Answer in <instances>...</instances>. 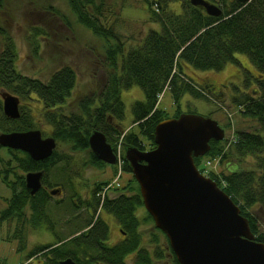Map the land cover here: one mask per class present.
<instances>
[{"label":"trees","instance_id":"1","mask_svg":"<svg viewBox=\"0 0 264 264\" xmlns=\"http://www.w3.org/2000/svg\"><path fill=\"white\" fill-rule=\"evenodd\" d=\"M176 1L181 6L179 13L170 9V5ZM205 1L216 5L221 15L208 16L202 9L191 6L188 0H144L148 6L149 20L159 24V29L150 30L140 42L131 45L126 51L119 35L102 23V1L96 4L94 0H67L77 22L107 44L105 57L109 70L100 93L82 97L71 111H65L63 106L76 83L74 70L64 66L46 82L21 75L15 68L14 45L9 37L0 32L5 44L4 50L0 52V87L20 100L33 99L38 102L41 119L52 128L50 136L57 143L51 156L43 161L34 162L22 154L20 158L14 155L12 164H18L24 173L43 171L44 184L54 170L55 176L60 179L71 173L69 189L73 197L78 198L73 179L80 174V168L79 171L74 168L79 165L74 157L75 154L88 151L89 136L93 131H99L114 151L118 145L121 146L122 171L130 174L128 163L123 157L124 149L133 147L143 151L142 139L152 148L156 125L168 118L165 112L157 109L158 97L162 92L168 90L174 105L178 107L185 95L206 101L205 93L212 90L211 83L195 84L184 74L182 65L186 64L201 72H218L228 63L234 62L236 54L248 57L258 78L250 93L239 94L233 102L241 116L255 120L264 133V0H250L246 4L239 0ZM33 35L35 37L37 32ZM249 78L247 74V81ZM132 86L143 91L144 99L132 106L133 127L125 132L122 125L124 105L120 95L122 90ZM177 116L175 114L173 118ZM35 124L34 116L24 107L20 108L16 120L7 119L0 113V133L35 130ZM59 147L67 149L68 154H59ZM89 154L91 166H105L91 152ZM231 154L254 158L255 171L235 170L227 174L220 173V176L212 174L209 178L239 208L255 240L264 243V235L259 233L250 212L255 206H264V138L254 133L236 131L232 143L211 140L205 157L215 159L219 156L226 159ZM200 160L193 159L195 166L199 165ZM0 162L4 164L1 159ZM15 179L7 207L0 212V224L4 221H20L26 212L38 218L47 215L49 200L45 193L39 191L31 197L24 188L23 177ZM104 184L106 182L94 185L92 197L81 203L79 201L80 205L74 204L71 197V232L58 238L52 247H38L29 255L43 252L40 264H60L67 259H71L74 264H126L125 259L129 254H135L136 264H155L153 259H162L158 234H163L159 230L154 228L156 234L152 235L149 242V247L154 248L151 252L147 247H141L143 235L140 226L153 221L147 213L142 223L136 217V210L142 207V202L133 177L124 188L130 194H123L125 192L122 193L119 188L116 189L119 191L116 196H105L101 202L97 194ZM62 186L68 185L62 183ZM99 207L115 220L125 234L116 245L107 244L109 228L99 216L94 217ZM81 209L85 212L83 217L79 215ZM164 238L165 251L171 261L178 264Z\"/></svg>","mask_w":264,"mask_h":264},{"label":"rangeland","instance_id":"2","mask_svg":"<svg viewBox=\"0 0 264 264\" xmlns=\"http://www.w3.org/2000/svg\"><path fill=\"white\" fill-rule=\"evenodd\" d=\"M0 1V32L9 37L14 45L15 68L21 75L46 82L52 74L64 66L72 68L76 75V83L63 106L65 111L74 110L82 97L100 93L106 81V73L109 71L106 67L105 57L107 44L77 22L67 0ZM94 1L96 4L102 1L101 10L104 15L102 23L106 28H110L119 35L126 51L131 45L140 42L150 30L157 31L159 29V24L149 20L148 6L144 0ZM170 9L179 13L181 6L176 1L170 5ZM34 32H37L35 37ZM3 41L4 37L0 35V52L5 48ZM234 59V62L228 63L218 72L196 71L183 64L184 74L195 84L211 83L212 90L205 93L206 101L185 95L177 107L174 105L170 92L164 90L158 97L157 109L165 112L168 118H173L175 114L180 115L181 113L208 117L216 121L224 130V141H227L228 144L234 141L236 131L254 133L264 138L260 125L253 119L242 117L233 102V99L239 94L250 93L254 88L258 74L246 55L236 54ZM247 74L250 75L248 81ZM120 98L124 105L122 125L127 132L133 127L131 126L132 106L136 102L143 101L144 93L139 87L132 86L122 90ZM21 105L34 116L36 128L44 136H50L52 128L41 119L40 104L33 99H25L21 100ZM142 141L145 148L143 152L154 149L155 145L150 148L145 140L142 139ZM120 147L117 146L115 151ZM57 151L59 154L62 152L68 154L65 148L59 147ZM89 152L88 149V151L75 154L74 159L79 162V165L74 168L78 171L80 168V174L73 179V186L78 198L73 197L71 191H65L66 198L69 195L70 198L73 197L74 204L80 205L79 201L81 203L86 200V191L90 187L93 188L94 185L105 182L106 184L100 186V191L97 194L101 202L106 195L116 196L119 191H115V189L120 188L119 190L127 192L123 187H126L131 175L123 172L121 168L112 170L110 166H91ZM0 156L4 163L10 159L5 151H1ZM200 164H203V172L209 176L212 174L220 176V173L227 174L235 170L255 171V160L248 155L240 157L231 154L226 159L219 156L215 159L202 157ZM55 172L54 170L51 173L48 181L54 186L64 183L66 178H57ZM10 196V192L4 186H0V212L7 206L5 202ZM56 200H58L57 197L49 200L47 216L50 218L49 222L54 223V232L61 238L71 232L70 224L66 223L68 216L70 217V203L67 204L68 215H63V209ZM250 212L254 216L259 233L264 235V206H255L250 209ZM84 213L83 209L79 210V215L82 217ZM96 216H99L109 228L107 244L111 246L118 244L122 238L117 232L118 224L115 220L100 207L94 213V217ZM145 216L146 211L143 206L136 210V217L141 223ZM154 228L151 222L140 226L143 235L141 247H147L150 252L154 249L149 247L152 235L156 234V228ZM15 234L17 235L15 236ZM18 235L20 236L19 242L16 241ZM158 237L160 242L158 247L163 253V258L153 259V262L155 264H174L163 247L165 245L164 236L158 234ZM55 241V236L49 227H30L28 224L20 227L18 221L15 220L2 223L0 224V264H38L42 260V255L30 256L29 254L37 247L53 245ZM125 263L136 264L135 254H129Z\"/></svg>","mask_w":264,"mask_h":264},{"label":"water","instance_id":"3","mask_svg":"<svg viewBox=\"0 0 264 264\" xmlns=\"http://www.w3.org/2000/svg\"><path fill=\"white\" fill-rule=\"evenodd\" d=\"M242 4L250 0H239ZM208 16L221 10L205 0H188ZM4 116L19 117V99L0 94ZM224 139V130L208 117L183 113L158 123L154 149H124V159L137 183L142 205L154 227L167 239L178 264H264V243L255 240L239 208L210 178L202 176L193 159L204 157L209 142ZM0 147L19 150L34 161L49 158L56 147L52 137L37 129L0 133ZM93 157L109 166L116 163L105 136L93 131L88 138ZM42 172L25 174V188L33 196L40 189ZM60 264H74L71 259Z\"/></svg>","mask_w":264,"mask_h":264},{"label":"flooded vegetation","instance_id":"4","mask_svg":"<svg viewBox=\"0 0 264 264\" xmlns=\"http://www.w3.org/2000/svg\"><path fill=\"white\" fill-rule=\"evenodd\" d=\"M3 92H6L3 88H1L0 87V94L1 93H3ZM23 107V105H21V100L19 99V104H18V112H19V115H20V108H22ZM0 113L4 116V114H3V110H2V99H1V96H0ZM5 118H7L6 116H4ZM19 118V117H18ZM17 118V119H18ZM7 119H9V118H7ZM11 120V119H10ZM41 132V131H40ZM41 136H42V138H46V137H48V136H44L42 133H41ZM56 146H57V143H56ZM55 149H56V147H55ZM54 149V150H55ZM1 151H5L9 156H10V159L7 161V162H5L4 164H2V162H0V186H4L5 188H6V190H8L9 192H10V194L12 195V192H11V188L13 187V186H15V183H16V179L15 178H21V177H23V185H24V188H25V174H27L28 172H23V171H21V169L19 168V166H18V164L17 165H13L12 164V161H11V159H12V157L14 156V155H16L18 158H20L21 156H22V154H24V155H26V156H28L26 153H24V152H22V151H19V150H11V149H8V148H4V147H0V152ZM29 157V156H28ZM30 158V157H29ZM0 159L2 160V157L0 156ZM32 160V159H31ZM3 161V160H2ZM32 161H34V160H32ZM8 162H10L9 164H6V163H8ZM34 162H38V161H34ZM122 164L123 163H119V165H115V166H110L111 168H112V170H114L115 168L116 169H120L121 168V170H122ZM105 165V164H104ZM106 166V165H105ZM107 167V166H106ZM32 172H42V178H41V186H40V189L36 192V194L39 192V191H42L43 193H45V196H46V198L48 199V200H50V199H53V198H55V197H57V199L58 200H56L57 201V204L58 203H60V206L62 207V209H63V215H68V207H67V204H69L70 203V201H71V198H70V196L68 195V200H67V198H66V196H65V191L67 192H69L70 191V189H69V181H70V177H69V174L67 173L66 175H65V178H66V181H64V185L67 183V187H64V186H62V184H56L55 186L53 185V184H51L48 180H47V182H45V184L43 183V179H44V172L43 171H32ZM133 187L135 188V184L133 185ZM94 188V187H93ZM93 188H89V190L88 191H86V200H87V198H91L92 197V190H93ZM123 188H125V187H123ZM138 188V187H137ZM25 190H26V188H25ZM124 190V189H123ZM27 191V190H26ZM115 191H116V189H115ZM127 191V190H126ZM28 192V191H27ZM122 193H123V191H121ZM132 192H134V191H132ZM29 194V193H28ZM121 194V193H120ZM123 194H126V195H128V194H130L129 193V191H127V192H125V193H123ZM35 195V194H34ZM33 195V196H34ZM29 196H31V195H29ZM33 196H31V197H33ZM11 197V196H10ZM10 197H9V199H10ZM62 199V200H61ZM5 204L7 205V200H6V202H5ZM7 207V206H6ZM5 207V208H6ZM4 208V209H5ZM3 209V210H4ZM70 215V214H69ZM31 218V219H30ZM70 217L68 216V219H67V221H66V223H68V224H70ZM29 221H30V224H29ZM50 221V218H49V216H47L46 214H45V216L44 217H41V218H38L36 215L34 216V214L33 213H28V212H26V215H24V217H22L21 218V220L20 221H18V224L20 225V227H22L23 225H25V224H28L30 227H35V226H41V227H49L50 228V231H51V233L53 234V236H55V239H56V241H57V239L58 238H60L59 237V235L58 234H56L55 232H54V230H53V227H54V223H50L49 222ZM2 223H6V221H4V222H2ZM1 223V224H2ZM117 232L119 233V236L122 238V240H123V238H124V233L122 232V230L118 227L117 228ZM69 233V232H68ZM17 234H15V236H16ZM19 239H20V236L18 235L17 237H16V241H18L19 242ZM122 240H120L119 242H121ZM56 241H55V243L54 244H56ZM118 242V243H119ZM45 246H50L49 244L48 245H42V246H40V247H45ZM53 245H51V247H52ZM109 246H111V245H109ZM51 247H49L48 249H50ZM38 248V247H37ZM41 254H43V252L41 253ZM42 262V260L41 261H39V263L38 264H40Z\"/></svg>","mask_w":264,"mask_h":264}]
</instances>
